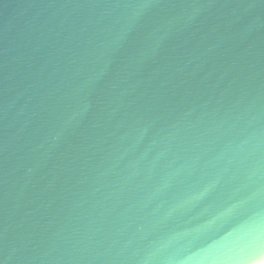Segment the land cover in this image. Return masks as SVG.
<instances>
[{
    "label": "water",
    "instance_id": "water-1",
    "mask_svg": "<svg viewBox=\"0 0 264 264\" xmlns=\"http://www.w3.org/2000/svg\"><path fill=\"white\" fill-rule=\"evenodd\" d=\"M0 264H264V0H0Z\"/></svg>",
    "mask_w": 264,
    "mask_h": 264
}]
</instances>
